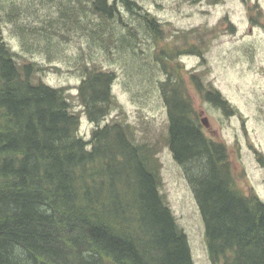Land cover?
<instances>
[{
    "label": "trees",
    "instance_id": "1",
    "mask_svg": "<svg viewBox=\"0 0 264 264\" xmlns=\"http://www.w3.org/2000/svg\"><path fill=\"white\" fill-rule=\"evenodd\" d=\"M149 15L137 0H0V21L23 50L48 60L74 32L107 56L118 43L134 56L142 29L160 33ZM176 53L156 55L166 143L195 194L210 263L264 264V200L237 186L227 146L202 130L180 64L171 62ZM18 56L0 28V264H194L160 190L154 143L122 115L100 125L119 106L116 73L78 57L79 112L68 88L45 83L38 73L46 68ZM188 81L205 101L235 112L200 74ZM81 113L95 125L88 139L79 134Z\"/></svg>",
    "mask_w": 264,
    "mask_h": 264
},
{
    "label": "rangeland",
    "instance_id": "2",
    "mask_svg": "<svg viewBox=\"0 0 264 264\" xmlns=\"http://www.w3.org/2000/svg\"><path fill=\"white\" fill-rule=\"evenodd\" d=\"M137 2L156 20L160 33L154 38L142 29L134 56L119 52L120 43L107 56L85 33L81 36L74 32L76 37L60 44L59 58L48 60L37 50L25 52L11 24L0 21V28L11 49L19 54V61H36L46 68L38 73L42 81L68 88L76 111L81 112L82 108L76 94L80 81L76 60L80 55L87 62L116 73L112 92L119 106L100 125L122 115L139 139L154 143L161 163L160 190L187 236L193 262L211 264L195 194L166 143L167 113L158 83L165 74L156 55L163 52L160 56L165 57L177 51L171 62H179L199 118L208 119V126H202V130L227 146L237 186L264 200V0ZM123 17L129 24L136 23L130 14ZM28 19L34 20L21 15L19 21ZM192 73L200 74L203 84L210 83L217 89L235 112L226 114L205 101L188 81ZM94 127L81 113L79 134L88 139Z\"/></svg>",
    "mask_w": 264,
    "mask_h": 264
},
{
    "label": "water",
    "instance_id": "3",
    "mask_svg": "<svg viewBox=\"0 0 264 264\" xmlns=\"http://www.w3.org/2000/svg\"><path fill=\"white\" fill-rule=\"evenodd\" d=\"M201 123L203 124V126L207 127L208 126V119L206 116H203L200 118Z\"/></svg>",
    "mask_w": 264,
    "mask_h": 264
},
{
    "label": "flooded vegetation",
    "instance_id": "4",
    "mask_svg": "<svg viewBox=\"0 0 264 264\" xmlns=\"http://www.w3.org/2000/svg\"><path fill=\"white\" fill-rule=\"evenodd\" d=\"M199 115V114H198Z\"/></svg>",
    "mask_w": 264,
    "mask_h": 264
}]
</instances>
